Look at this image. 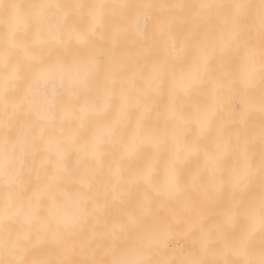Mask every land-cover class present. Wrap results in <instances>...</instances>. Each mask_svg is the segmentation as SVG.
<instances>
[{"label":"snow or ice","instance_id":"snow-or-ice-1","mask_svg":"<svg viewBox=\"0 0 264 264\" xmlns=\"http://www.w3.org/2000/svg\"><path fill=\"white\" fill-rule=\"evenodd\" d=\"M4 264H264V0H0Z\"/></svg>","mask_w":264,"mask_h":264},{"label":"clouds","instance_id":"clouds-1","mask_svg":"<svg viewBox=\"0 0 264 264\" xmlns=\"http://www.w3.org/2000/svg\"><path fill=\"white\" fill-rule=\"evenodd\" d=\"M12 258V255H10L6 249L0 248V264H4L5 260H10Z\"/></svg>","mask_w":264,"mask_h":264},{"label":"bare ground","instance_id":"bare-ground-1","mask_svg":"<svg viewBox=\"0 0 264 264\" xmlns=\"http://www.w3.org/2000/svg\"><path fill=\"white\" fill-rule=\"evenodd\" d=\"M25 2H26V0H25Z\"/></svg>","mask_w":264,"mask_h":264}]
</instances>
